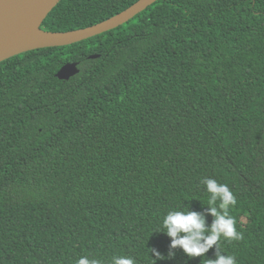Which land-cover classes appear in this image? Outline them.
Returning <instances> with one entry per match:
<instances>
[{
	"label": "trees",
	"instance_id": "16d2710c",
	"mask_svg": "<svg viewBox=\"0 0 264 264\" xmlns=\"http://www.w3.org/2000/svg\"><path fill=\"white\" fill-rule=\"evenodd\" d=\"M135 1L60 0L41 26L86 27ZM66 62L79 72L60 80ZM205 177L236 198L243 238L219 250L264 264V0H156L114 29L0 61V264H207L215 245L169 257L156 231L187 205L211 223Z\"/></svg>",
	"mask_w": 264,
	"mask_h": 264
},
{
	"label": "water",
	"instance_id": "95a60500",
	"mask_svg": "<svg viewBox=\"0 0 264 264\" xmlns=\"http://www.w3.org/2000/svg\"><path fill=\"white\" fill-rule=\"evenodd\" d=\"M60 0H0V61L43 47L79 42L114 29L156 0H137L122 11L95 24L66 31L45 30L41 24ZM90 54L88 58H97ZM79 72L78 62L64 63L55 76L67 80Z\"/></svg>",
	"mask_w": 264,
	"mask_h": 264
},
{
	"label": "clouds",
	"instance_id": "9594fccd",
	"mask_svg": "<svg viewBox=\"0 0 264 264\" xmlns=\"http://www.w3.org/2000/svg\"><path fill=\"white\" fill-rule=\"evenodd\" d=\"M206 191L210 194L206 211L213 217L211 223H206L205 213L187 209L169 210L162 218L160 228L156 231L165 233L170 238L168 256L172 257L177 247L188 257L205 256L215 245L214 258H208L207 264H236L233 255L222 254L219 250L221 237L228 240L242 239V233L236 230V221L228 213L230 205H235L236 198L226 184L205 177L202 180ZM217 201L219 204L217 205ZM156 258H163L161 253L151 249ZM74 264H103L97 258L80 256ZM109 264H135L130 256L114 255Z\"/></svg>",
	"mask_w": 264,
	"mask_h": 264
},
{
	"label": "rangeland",
	"instance_id": "374dc122",
	"mask_svg": "<svg viewBox=\"0 0 264 264\" xmlns=\"http://www.w3.org/2000/svg\"><path fill=\"white\" fill-rule=\"evenodd\" d=\"M244 221H245V218H242V219H241V222L244 223Z\"/></svg>",
	"mask_w": 264,
	"mask_h": 264
}]
</instances>
